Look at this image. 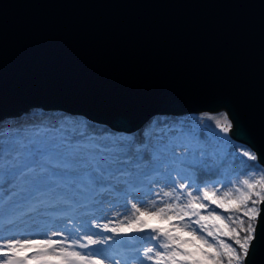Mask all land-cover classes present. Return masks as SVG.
Segmentation results:
<instances>
[{"label": "water", "instance_id": "1", "mask_svg": "<svg viewBox=\"0 0 264 264\" xmlns=\"http://www.w3.org/2000/svg\"><path fill=\"white\" fill-rule=\"evenodd\" d=\"M34 108L123 133L225 111L264 166V0H0V122Z\"/></svg>", "mask_w": 264, "mask_h": 264}, {"label": "snow or ice", "instance_id": "2", "mask_svg": "<svg viewBox=\"0 0 264 264\" xmlns=\"http://www.w3.org/2000/svg\"><path fill=\"white\" fill-rule=\"evenodd\" d=\"M206 118L214 120L216 128L223 133H229L233 127L226 115ZM36 132L46 133L41 129ZM121 139H126V143L103 150L114 153L109 164L115 174L97 167L95 175L103 177V181L87 177L95 188L92 197L74 205L71 211H53L50 203L57 201L35 199L14 213L47 211L65 215L70 217L67 224L71 226L75 214L83 209L79 217L82 222L73 229L75 234H69L66 228L46 233L43 238H0V264H248L258 238L256 222L261 216L260 205L264 204V166L257 170L258 175L246 173L247 178L226 191H222L223 185L220 189H210L207 185L201 189L194 187L189 169L208 165L195 155L197 145L184 125L166 127L158 134L143 133ZM95 147L99 146L80 145L89 150ZM77 151L79 148L68 155L74 156ZM238 154L249 161H258L257 155L248 150ZM33 171L29 167L22 175ZM153 177L174 185L157 194V199L164 201L161 206H156L155 200L143 209L137 203H130V215L124 219L118 218L119 213L117 219L108 222L85 219L90 207L102 205L104 194L131 188L134 181L151 182ZM5 222L11 224L13 220L9 218ZM91 229L100 231L88 234ZM133 233H147L148 245L137 247ZM259 237H264V225Z\"/></svg>", "mask_w": 264, "mask_h": 264}, {"label": "rangeland", "instance_id": "3", "mask_svg": "<svg viewBox=\"0 0 264 264\" xmlns=\"http://www.w3.org/2000/svg\"><path fill=\"white\" fill-rule=\"evenodd\" d=\"M193 114L194 116L185 119L186 121L184 123V126L186 129L190 130L191 134H194L198 127L208 125L211 126L212 130H214L217 135L225 138L231 137L229 133H223L220 129L216 128L214 120L206 118L207 116L222 118L225 115L227 116L225 111ZM227 118L231 122L228 116ZM160 128L161 127H157L154 134H158ZM13 137H18V135L12 134L9 137L11 138V142L14 141L12 139ZM27 138L30 140L28 151L25 153L23 152V156H19L18 160L8 169L9 173H13L12 176H17L19 172V176L25 182V186L23 185L21 187L22 191L20 194L17 192L6 194V192L0 191V238H43L46 233L63 231L66 228L69 230V234L74 235L73 229L79 227V224L82 222L79 217L84 213L83 209L75 214L71 226L67 224L70 217L65 215H53L47 211L24 212L22 215L14 213L28 207L30 203L29 200L32 197H34L33 200L46 199L49 202L57 201L55 204L50 203V210L71 211L74 205L83 203L87 198L92 197L95 192V188L86 180L87 177L103 181V177L95 175V168L98 167L103 172L114 169L110 164H106V161L101 160L100 151L97 149L99 147L89 150L80 148V145L84 143L75 146L61 144L54 135L47 136L44 134L31 133ZM86 143L95 145L92 142ZM0 145L3 146L2 143H0ZM78 148L79 151H77L74 156L68 155L70 151H74ZM226 149L227 147H225V150ZM45 157H47V159H45ZM35 164H40V166H34ZM29 167H32L34 171L22 175L24 170ZM41 168H46V171L41 172ZM70 181H74V185L77 186L73 191L68 190V186L66 185V183ZM134 182L131 188L121 189L115 194H104L102 197V205L99 207H90L86 213L85 219L89 222L92 220L108 222L109 220L117 219L116 213H119V219H124L125 216L130 215V203H137V205L143 209L149 207L151 202L155 200L156 206H161L164 201L157 199V194L160 191H168L170 187H174L170 181L166 182L160 180L159 177H153L151 182L148 180ZM235 183L236 182L226 185L219 182L208 183L203 185L201 189L206 185L210 189L212 187L220 189L221 185H223L222 191H226L233 187ZM65 186H67V188ZM194 187L198 186L194 184ZM29 188H32V190H29L25 199L24 194ZM61 190L65 192V196H60ZM39 194H43L44 196H39ZM71 194L72 197L70 196ZM194 194L197 193L194 192ZM59 198H62V200ZM63 201H68V203H64ZM213 208H215V206ZM9 214L14 215L10 217ZM9 218L13 220L11 224L5 222ZM98 231L100 230L91 229L88 231V234H93ZM83 234L82 231L81 235ZM131 236L133 242L139 248L145 247L149 243L147 233H133Z\"/></svg>", "mask_w": 264, "mask_h": 264}, {"label": "trees", "instance_id": "4", "mask_svg": "<svg viewBox=\"0 0 264 264\" xmlns=\"http://www.w3.org/2000/svg\"><path fill=\"white\" fill-rule=\"evenodd\" d=\"M193 116L194 114L184 116L159 115L151 119L139 130L128 134L115 131L109 126L92 121L85 116L71 115L63 110L55 109L34 108L19 117L5 119L0 122V143L3 144V146L0 145V191L6 192V194L21 193V187L23 185L25 186V182L19 176V172L17 176H12L13 173H9L8 169L18 160L19 156H23V152L28 151L30 140H28L27 136L31 133H37V129L45 131L46 133L44 135L56 136L61 144L67 141L66 145L69 146L92 142L99 146L97 149L100 151L101 160L109 164V160L114 153L103 150L111 148L114 145L119 146L125 144L126 139L122 140V137H136L143 133H154L157 127H161V130L173 125H184L185 119ZM57 128L60 129L57 131ZM12 134L18 135V137L12 138L14 140L13 142L9 138ZM191 136L193 143L197 145L195 155L202 157L208 165L207 167H201L199 169H189V173L193 175L194 184L199 188L208 183L219 182L226 185L230 184L229 181L238 182L239 180L247 178L246 173L258 175L257 170L263 166L259 160L249 161L247 158L238 154L243 149L255 154L251 148L233 140L231 137L225 138L217 135L211 126L202 125ZM225 147H227L226 150ZM17 153H19L18 156ZM40 164H35L34 166H40ZM111 172L114 175L115 169L111 170ZM5 181H8L7 185H5ZM74 184V181L66 183L68 190H75L77 186ZM67 186L65 187L67 188ZM29 190L31 191L32 188H29L24 194L25 199ZM60 192V196H65L64 191L61 190ZM39 196L44 195L39 194ZM70 196L72 197V194ZM33 198L29 201H33ZM217 211L222 212L220 209H217Z\"/></svg>", "mask_w": 264, "mask_h": 264}]
</instances>
